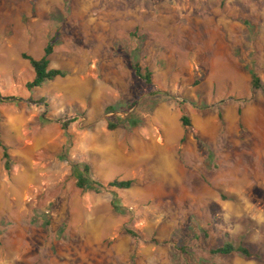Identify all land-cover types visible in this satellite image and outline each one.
<instances>
[{
	"label": "rangeland",
	"instance_id": "374dc122",
	"mask_svg": "<svg viewBox=\"0 0 264 264\" xmlns=\"http://www.w3.org/2000/svg\"><path fill=\"white\" fill-rule=\"evenodd\" d=\"M0 113V264H264V0H0Z\"/></svg>",
	"mask_w": 264,
	"mask_h": 264
},
{
	"label": "trees",
	"instance_id": "16d2710c",
	"mask_svg": "<svg viewBox=\"0 0 264 264\" xmlns=\"http://www.w3.org/2000/svg\"><path fill=\"white\" fill-rule=\"evenodd\" d=\"M53 53H54V45L52 43H49L45 48L44 55L40 59H35L28 54H23V58L31 64L35 74L33 81L27 83L26 85L29 91H32L37 88H41L45 83L54 81L59 77H65L66 73L63 70L53 69L50 67L51 64L50 58L53 55ZM134 70L137 77L142 78L149 84L152 82L151 81L152 75L149 71L143 73L141 67L138 64L134 66ZM251 84L253 89L262 88L261 80L256 74H254V72L252 74ZM2 120L3 117L0 113V127ZM181 122L184 129L188 130L191 127V121L187 115L184 114L182 116ZM65 127H67V125H65ZM115 128H116L115 125H109L110 130H114ZM0 148L3 150V159L5 161V167L7 170H10L12 167L11 155L9 153L8 146L3 143L1 139V135H0ZM89 169L90 168L88 166L85 167L86 172H88ZM77 185L80 189L91 190L100 193L101 191H104L108 188H118L122 190H128L133 187L134 181L114 180L108 184H104L98 181L87 179L84 177V175L79 174ZM211 252L213 255H221V256H231L234 254H239L247 260H258L264 262V257L260 254L253 252L249 247L246 246L236 247L231 242H226L223 246L213 249Z\"/></svg>",
	"mask_w": 264,
	"mask_h": 264
},
{
	"label": "bare ground",
	"instance_id": "6f19581e",
	"mask_svg": "<svg viewBox=\"0 0 264 264\" xmlns=\"http://www.w3.org/2000/svg\"><path fill=\"white\" fill-rule=\"evenodd\" d=\"M69 91V93L68 94H70V96L69 97H76L77 96V92L79 91V86L77 87V86H75V87H73L72 88V90H68ZM78 94H80L79 92H78ZM77 98H78V96H77ZM171 136V135H170ZM145 140V139H144ZM144 143V142H143ZM142 143V144H143ZM153 145H155V143L153 142ZM167 146V145H166ZM155 147V146H154ZM165 148V147H164ZM156 149V148H155ZM163 149V148H162ZM165 150V149H164ZM162 151V150H161ZM166 151V150H165ZM107 156H109V154L107 155ZM119 156V155H118ZM117 157V155L115 156V157H113V158H116ZM122 158H123V156H122ZM125 158V157H124ZM117 159H118V157H117ZM119 159H120V156H119ZM106 160V159H105ZM123 160H125V159H123ZM127 160V159H126ZM110 162H112V161H110ZM120 162H121V160H120ZM114 163V162H113ZM116 164V163H115ZM128 164V163H127ZM134 164V163H133ZM121 165V164H120ZM123 165V164H122ZM131 165V164H130ZM169 165V164H168ZM123 167V166H122ZM28 178V177H27ZM171 181V180H170Z\"/></svg>",
	"mask_w": 264,
	"mask_h": 264
}]
</instances>
